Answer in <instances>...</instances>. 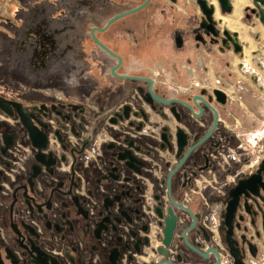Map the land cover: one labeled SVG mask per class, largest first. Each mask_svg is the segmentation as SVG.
Returning a JSON list of instances; mask_svg holds the SVG:
<instances>
[{
    "label": "flooded vegetation",
    "instance_id": "flooded-vegetation-1",
    "mask_svg": "<svg viewBox=\"0 0 264 264\" xmlns=\"http://www.w3.org/2000/svg\"><path fill=\"white\" fill-rule=\"evenodd\" d=\"M232 2L84 0L88 26L51 28L92 53L76 96L0 91V264H264V155L232 146L210 82L244 60Z\"/></svg>",
    "mask_w": 264,
    "mask_h": 264
},
{
    "label": "rangeland",
    "instance_id": "rangeland-1",
    "mask_svg": "<svg viewBox=\"0 0 264 264\" xmlns=\"http://www.w3.org/2000/svg\"><path fill=\"white\" fill-rule=\"evenodd\" d=\"M21 3L16 7L19 11H14L15 0H0V91L10 92L21 84L37 81L49 87L62 86L73 97L75 75L82 68L83 58L92 52L84 44L61 43L49 27L28 25L29 21L24 19L27 6ZM241 26L243 33L239 30V42L243 44L244 60L239 62L237 56L223 82L213 74L210 82L229 95L225 112L230 115L225 123L234 136L232 146L241 143L242 156L250 158L255 154L264 155V39L256 44L248 36L252 30L256 35L255 27H249L248 23ZM235 63H238L237 69ZM114 81L107 77V82Z\"/></svg>",
    "mask_w": 264,
    "mask_h": 264
},
{
    "label": "crops",
    "instance_id": "crops-1",
    "mask_svg": "<svg viewBox=\"0 0 264 264\" xmlns=\"http://www.w3.org/2000/svg\"><path fill=\"white\" fill-rule=\"evenodd\" d=\"M16 1V6L14 7V11H19V8H16L19 3L23 5H26L27 8H25L28 11L27 19L29 21L28 25L33 26H44V27H50V28H57V32L64 33L65 31L69 30V33L71 34V29L75 28L79 24V17L80 12L82 10V4L84 0H32L33 2H29L30 0H18L20 1L18 3ZM234 0L232 3L235 4ZM26 2V3H25ZM248 3L247 0H242V4L239 7V13L241 14V8H243ZM28 4V5H27ZM235 6V5H234ZM16 8V9H15ZM50 21V22H48ZM81 24V25H80ZM79 25L81 28L84 26H88L89 23H80ZM260 26V27H258ZM251 28L255 27V33L256 35H248L251 37L255 43L259 44L260 39H264L262 36V33H264V25L259 20L258 22H255L252 24V26H249ZM55 30V29H54ZM243 45V44H242ZM260 46V45H259ZM264 46V45H263ZM258 50V48H256ZM251 51H254L251 50ZM264 63V62H263Z\"/></svg>",
    "mask_w": 264,
    "mask_h": 264
},
{
    "label": "water",
    "instance_id": "water-1",
    "mask_svg": "<svg viewBox=\"0 0 264 264\" xmlns=\"http://www.w3.org/2000/svg\"><path fill=\"white\" fill-rule=\"evenodd\" d=\"M219 1L221 2L222 9H224V10L229 12L230 11L229 0H219ZM253 3L257 6V14L256 15L259 14V20L264 25V0H253ZM93 30H94V28H92L91 34H92L93 39L96 40L95 36L93 35ZM217 93L218 94H222V93H220L218 91H217ZM220 100L224 101V95L223 94L221 95ZM10 106L17 107L18 104L16 102L6 100L2 96H0V108L3 109L4 111H6L7 113L11 114V111L9 110ZM35 145H37V144H35ZM37 146H39V145H37ZM263 165H264V159L261 161L260 167H262ZM239 186H240V183L233 191V194H234L235 197H236V194H237V190L239 189ZM232 210H233V206H232V209L230 208L227 211V214H226L227 221L231 218ZM171 227H172V219H169L167 224H166V226H165V228H164V234H165V241L166 242H167V239L169 238Z\"/></svg>",
    "mask_w": 264,
    "mask_h": 264
},
{
    "label": "bare ground",
    "instance_id": "bare-ground-1",
    "mask_svg": "<svg viewBox=\"0 0 264 264\" xmlns=\"http://www.w3.org/2000/svg\"><path fill=\"white\" fill-rule=\"evenodd\" d=\"M234 1V0H233ZM242 4V0H236L235 1V9L232 14L226 17V22L232 29H239L241 31V34L243 33V28L239 22V7Z\"/></svg>",
    "mask_w": 264,
    "mask_h": 264
},
{
    "label": "built area",
    "instance_id": "built-area-1",
    "mask_svg": "<svg viewBox=\"0 0 264 264\" xmlns=\"http://www.w3.org/2000/svg\"><path fill=\"white\" fill-rule=\"evenodd\" d=\"M253 3V2H252ZM254 4V3H253ZM254 6L256 7V9H257V6L254 4ZM258 18H259V14L258 15H256ZM258 161V157L256 156V157H254L253 159H251V162H250V164L251 165H253V164H256V162Z\"/></svg>",
    "mask_w": 264,
    "mask_h": 264
}]
</instances>
